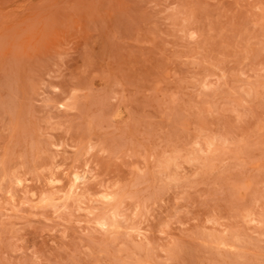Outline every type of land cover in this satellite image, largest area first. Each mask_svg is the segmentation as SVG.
Here are the masks:
<instances>
[{
	"label": "rangeland",
	"instance_id": "rangeland-1",
	"mask_svg": "<svg viewBox=\"0 0 264 264\" xmlns=\"http://www.w3.org/2000/svg\"><path fill=\"white\" fill-rule=\"evenodd\" d=\"M0 264H264V0H0Z\"/></svg>",
	"mask_w": 264,
	"mask_h": 264
}]
</instances>
